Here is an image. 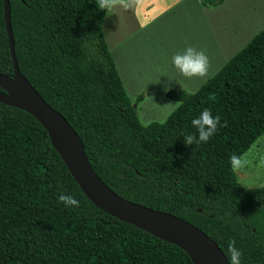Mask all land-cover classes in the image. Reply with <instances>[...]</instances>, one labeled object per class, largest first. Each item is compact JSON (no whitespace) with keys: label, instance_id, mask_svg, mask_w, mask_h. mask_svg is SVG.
I'll list each match as a JSON object with an SVG mask.
<instances>
[{"label":"trees","instance_id":"1","mask_svg":"<svg viewBox=\"0 0 264 264\" xmlns=\"http://www.w3.org/2000/svg\"><path fill=\"white\" fill-rule=\"evenodd\" d=\"M10 3L22 73L78 133L101 179L125 199L193 223L227 258L234 239L241 264H264V184L241 186L229 162L264 133V28L195 92L169 90L178 107L145 125L137 112L142 96L133 104L127 93L96 0ZM0 72H14L3 0ZM204 109L226 126L208 143L186 146ZM61 194L79 206L65 207ZM0 264L194 263L175 244L97 207L44 126L0 102Z\"/></svg>","mask_w":264,"mask_h":264},{"label":"rangeland","instance_id":"2","mask_svg":"<svg viewBox=\"0 0 264 264\" xmlns=\"http://www.w3.org/2000/svg\"><path fill=\"white\" fill-rule=\"evenodd\" d=\"M165 1L169 4L174 0ZM190 2L191 0L182 2L176 8L168 11L159 22L140 31L135 37L144 38L145 41L149 40L152 53L155 50H160L165 59L161 62H165L166 67L164 72L151 73L149 79H142L145 83V93L139 92L137 83H133L131 86L125 79L128 95L133 104L137 102L140 94H144L143 100H138L137 112L140 121L145 125L155 121H165L169 114L178 107L180 104L178 101L167 97L169 90L184 88L189 92H195L235 53L241 50L256 33L264 28V0H226L223 4V12L213 13L214 32L209 28V26L212 27L211 22L208 25L205 24L210 19L208 12L197 8V11L194 9L191 13H186V16L183 15L185 6ZM138 18L146 20L147 17L141 13ZM111 21L110 13L106 19V24L103 26L109 46H113L116 38ZM222 21L227 25L223 36L220 33ZM123 36L122 34L121 37L123 38ZM218 42H220L221 48L218 46ZM189 45L198 50H205L209 59L207 78H185L175 69L172 60L169 59L171 56L182 52ZM165 51L170 55L167 56ZM149 63L148 67L153 70L156 61L152 59ZM158 70H161V66ZM242 156L249 161V164L237 173L239 184L243 187L263 185L264 165H261L260 161L264 159V133Z\"/></svg>","mask_w":264,"mask_h":264},{"label":"water","instance_id":"3","mask_svg":"<svg viewBox=\"0 0 264 264\" xmlns=\"http://www.w3.org/2000/svg\"><path fill=\"white\" fill-rule=\"evenodd\" d=\"M4 16L14 72H0V102L33 115L47 130L51 142L86 196L101 210L183 249L194 264H229L219 244L186 219L130 201L117 194L98 175L78 133L22 73L15 52L11 3ZM201 211V209H199Z\"/></svg>","mask_w":264,"mask_h":264},{"label":"crops","instance_id":"4","mask_svg":"<svg viewBox=\"0 0 264 264\" xmlns=\"http://www.w3.org/2000/svg\"><path fill=\"white\" fill-rule=\"evenodd\" d=\"M225 1L226 0H224V2L218 6H205L202 0H191V2L185 6L184 12L182 13L184 16H186V13H191L194 9L197 11V8L198 10L200 8L203 11L208 12L210 19H208L207 23L205 24L208 25L211 22L212 27L209 26V28L214 32L213 13L223 12L222 8L223 4H225ZM182 2H187V0H174L169 4H167L165 0H134L132 6L128 9L118 7L113 9L112 12L107 13L104 25L106 24L108 15L111 13V25L115 31L114 37H116L113 46H108L113 55L115 64L119 70L127 93L128 88L125 79L130 85L137 83L139 92L143 93L145 90V83H143L142 79H149V74L159 71L164 72L166 69L165 62H161L162 60L165 61L163 58L164 56L161 55V51L155 50L152 53L150 51L151 42L149 40L145 41L144 38L141 39L135 37L140 31L148 28L154 23L159 22L168 11L176 8ZM217 7L220 8L217 9ZM141 13L147 17L146 20H141L138 18V15H141ZM226 29L227 25L222 21L220 23V33L222 36ZM124 31L126 33H122ZM121 33L124 35L123 38L121 37ZM217 44L221 48L220 42ZM165 54H167V56L170 55L167 51H165ZM172 57L173 56H171L169 59L172 60ZM152 59L156 61V66L153 70L148 67L150 64L149 61ZM160 66L161 70H158ZM140 96H142L143 100L144 94H140Z\"/></svg>","mask_w":264,"mask_h":264},{"label":"clouds","instance_id":"5","mask_svg":"<svg viewBox=\"0 0 264 264\" xmlns=\"http://www.w3.org/2000/svg\"><path fill=\"white\" fill-rule=\"evenodd\" d=\"M133 2L134 0H96L98 8L106 11V13L112 12L113 9L118 7L128 9L132 6ZM172 64L185 78L191 79L196 77L205 79L209 75V59L205 50H198L190 45L182 52L173 55ZM191 123L193 128L196 129V132L184 136L186 146L206 144L217 133L219 127L226 126L221 125L220 116H213L208 109H204ZM229 162L234 174L239 173L249 164L247 159L235 153L229 157ZM260 164L264 165V159L260 161ZM58 199L65 207L74 208L79 206V201L71 195L61 194ZM235 245L236 242L234 239L228 242L227 252L229 264H241L243 254Z\"/></svg>","mask_w":264,"mask_h":264}]
</instances>
